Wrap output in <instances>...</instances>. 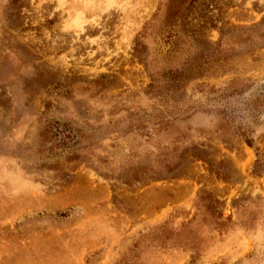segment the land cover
<instances>
[{
  "label": "rangeland",
  "instance_id": "1",
  "mask_svg": "<svg viewBox=\"0 0 264 264\" xmlns=\"http://www.w3.org/2000/svg\"><path fill=\"white\" fill-rule=\"evenodd\" d=\"M0 264H264V0H0Z\"/></svg>",
  "mask_w": 264,
  "mask_h": 264
}]
</instances>
